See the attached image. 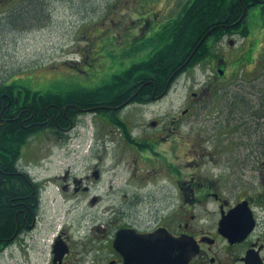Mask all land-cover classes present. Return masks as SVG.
<instances>
[{
	"label": "flooded vegetation",
	"instance_id": "flooded-vegetation-1",
	"mask_svg": "<svg viewBox=\"0 0 264 264\" xmlns=\"http://www.w3.org/2000/svg\"><path fill=\"white\" fill-rule=\"evenodd\" d=\"M190 1L120 0V10L97 17L98 23L88 36L75 34L77 40H88L86 44L75 41L79 54L75 59V76L79 77L75 90H96L134 66L141 68L164 44ZM255 2L254 8L264 6V0H251L244 4L247 15ZM244 21L246 18L241 26ZM225 27L218 37L214 35L207 41L201 58H194L191 53L181 65V72L173 80L170 76L162 88L155 77L138 82L125 78L124 83L130 87L120 90L122 95L114 98L116 105L80 107L75 103V122L70 119L69 126L54 130L47 126L29 138L28 141L47 133V138H61L78 129L88 117L99 129L95 120L98 116L104 123L116 126L118 132L97 130L90 148L105 153L106 159V153L112 150L109 143L113 142L115 164L124 159L132 168L131 174L120 183L114 176L107 181L110 191L104 195H120L121 206L109 199L112 204L108 207L79 208L75 207V196L82 192L91 195L92 205L101 203L103 194L91 193L92 184L104 181V170L95 165L90 175L79 177L66 171L61 188L73 205L48 209L46 199L51 195L37 192L33 182L37 187L40 184L32 176V180L28 178V170L19 169L33 192L27 188L22 194L8 196L14 228L5 234L0 225V257L7 249L17 248L28 252L24 254L28 261L42 259L47 264H264V95H257L262 98L260 102L251 101L250 105L249 101L248 114L259 121L252 123L248 133L252 142L238 146L233 150L232 161L227 160L230 171L235 170L233 175L240 173L246 178L253 174L243 183L237 179L224 186L223 174L214 173L216 154L219 150L230 151L233 144H217L208 135L212 128L191 126L197 110L221 86L230 68L237 65L233 58L237 52H231V56L224 54L219 44L228 41L235 48L234 38L240 29L230 24ZM98 39L102 41L96 44ZM240 55L236 58L239 62ZM196 70L203 74V79L195 84L190 82L183 98L185 104L175 112H159V103L169 96L180 76ZM231 100L233 107L239 109L240 100ZM135 110L144 120L131 116ZM180 139L186 140L190 150L185 153L186 162L194 160V164L181 166L175 162L180 157L178 149L183 146ZM208 145L215 149L208 151ZM28 146L27 142L23 152ZM165 147L174 153L170 162L163 158L169 153ZM190 168L194 171L187 176ZM158 177L173 186L160 190L153 185ZM70 188L72 192L68 191ZM160 195L166 203L173 202L172 206H159ZM38 239L42 246L38 255L32 257Z\"/></svg>",
	"mask_w": 264,
	"mask_h": 264
},
{
	"label": "rangeland",
	"instance_id": "rangeland-1",
	"mask_svg": "<svg viewBox=\"0 0 264 264\" xmlns=\"http://www.w3.org/2000/svg\"><path fill=\"white\" fill-rule=\"evenodd\" d=\"M36 0H7L0 7V79L6 81L16 80L19 84L29 86L32 89L47 91H60L64 89H74L75 80L79 79L75 76V34H86L89 32V26H95L98 22L97 17L106 14H112L113 10H120V5L117 6L120 0H47L42 6L33 3ZM26 7V5H28ZM25 6V7H24ZM41 7V8H40ZM39 9L40 13L44 14V21L37 25H28L19 27L20 30L12 31V24H8L4 18L12 12ZM33 12H24L25 23H34L32 17ZM133 14V13H132ZM246 25L244 26L246 36L243 37L242 31H239L235 39V48L229 45L228 41H224L221 46V51L224 54L230 55L231 52L237 53L233 56L237 63L236 68H230L229 73L220 87L214 89V93L209 95L206 104L197 110L198 115L192 117L193 128H212L209 137L217 144H230L233 146L230 151L221 153L220 150L216 154L218 159L214 173L217 175L223 174L221 179L224 186H230L237 179L243 183L246 178L253 175L252 173L246 178L241 174H235L230 171L227 160L232 161L233 150L238 146L251 143L248 133L251 130L252 123H258L252 115L248 114L249 101L260 102L257 95H264V11L261 8L252 9L246 17ZM247 27V28H246ZM102 41L98 39L97 43ZM241 52H244L240 55ZM249 55L246 56V53ZM232 55V54H231ZM230 55V56H231ZM240 57V62L238 56ZM244 55V56H243ZM72 60V61H71ZM71 61V62H70ZM203 79V74L196 70L182 74L174 83L169 96L159 103L157 110L159 112H175L185 104L183 98L187 94V88L190 82L197 83ZM240 100L239 109L233 107L231 99ZM154 112V110H149ZM251 111V110H250ZM140 113L135 110L131 116L136 119L144 120V116L136 115ZM99 124L96 126L93 120L88 117L84 124L79 128L71 131L69 136L64 135L61 138H47L39 136L34 138L25 149L23 158L19 161V165L43 186L50 185L46 190V195H51L48 202V209L65 207L69 208L73 205L72 201H68L66 194L62 192L61 183L66 171L75 176L90 175L95 165H100L104 170V181L99 184H92L93 194H103L100 204L92 205L90 203L91 195L89 193H80L75 196V207H108L110 204L121 206L120 195H104L109 192L107 181L109 176H114L116 182L120 183L125 177L130 176L131 166L123 163H116V148L113 142H110L112 150L105 153L91 147L93 134L96 131L107 129L108 132L115 133L116 126L104 123L98 116L95 118ZM235 125V126H233ZM188 127L187 125H185ZM233 126V131L231 129ZM235 128L237 130H235ZM116 130V131H113ZM196 138V136L194 135ZM234 139V140H233ZM233 140V142H232ZM183 145L182 150L178 149L179 158L175 160L181 166L188 164L186 159L189 153L188 143L186 140L180 139ZM196 139L193 140L195 143ZM70 142V144H68ZM164 148L161 146V149ZM221 148V147H220ZM29 149V150H28ZM208 151H213L215 147L208 145ZM242 149V148H241ZM163 150V149H162ZM165 151L169 153L163 156L167 161L174 159L173 151L165 147ZM221 153V154H220ZM247 154L246 151H241V154ZM196 160V159H195ZM160 163L159 167H161ZM115 166V167H114ZM139 166V164H138ZM114 167V168H113ZM140 168L145 167L140 165ZM248 168V165H245ZM190 168L187 171V176L193 173ZM237 175H240L239 177ZM220 178V177H219ZM170 181V180H166ZM155 187L162 190L165 186H173L170 182H164L161 177L155 179ZM130 188V185H128ZM72 192L73 189H69ZM243 191V190H241ZM63 195V196H62ZM159 206L163 204L172 206L173 202L163 201L162 195L159 196ZM112 199L114 202L110 203ZM42 246V241L37 240L36 249L31 256L38 255L39 249ZM23 250L7 249L5 254L0 258V264H47L42 259L40 261H28Z\"/></svg>",
	"mask_w": 264,
	"mask_h": 264
},
{
	"label": "trees",
	"instance_id": "trees-1",
	"mask_svg": "<svg viewBox=\"0 0 264 264\" xmlns=\"http://www.w3.org/2000/svg\"><path fill=\"white\" fill-rule=\"evenodd\" d=\"M5 1L7 0H0V7L4 5L3 2ZM250 1L191 0L188 5L184 6L180 17L172 27V31L167 34L164 44L156 54L144 62L141 68L136 69L134 66L130 71L114 76L111 82L96 90L90 88L75 90L74 88L42 92L19 84L16 80L0 79L1 232L11 233L14 228L13 214L8 212V196L22 194L27 188H29L30 193L33 192V188L29 186L18 169L22 148L31 136L50 125L51 129L54 130L61 126H69L70 119L75 122V103L80 107L102 104L105 106L116 105L114 98L122 95L120 90L130 87L124 83L125 78L138 82L141 79L155 77L159 87L162 88L205 35L208 36L203 39L202 44L194 53V58H201V51L206 46L207 41L214 35L218 37L217 35L225 30V25L230 24L231 27L238 28L245 34L244 25L241 26L242 23L238 20L243 14L244 4ZM46 2L47 0H36L33 3L42 6ZM28 6L29 4L26 5V7ZM250 6L251 9L254 8L256 2ZM260 8L264 11V6ZM30 11L33 12L31 18L34 23L27 24L25 23L24 12L29 13ZM30 11L12 12L4 18L7 19L8 24L13 23L12 31L20 30L19 27L37 25V23L44 21V14L40 13L39 9L33 8ZM100 112L109 114V111L101 110ZM115 112V110L111 111L110 114L114 115ZM26 175L28 176V174ZM33 185L36 186L34 183Z\"/></svg>",
	"mask_w": 264,
	"mask_h": 264
},
{
	"label": "water",
	"instance_id": "water-1",
	"mask_svg": "<svg viewBox=\"0 0 264 264\" xmlns=\"http://www.w3.org/2000/svg\"><path fill=\"white\" fill-rule=\"evenodd\" d=\"M205 38V37H204ZM203 38V39H204ZM175 75V73L171 76V78H170V80L173 78V76ZM194 252H195V249L193 248V250H192V254H194Z\"/></svg>",
	"mask_w": 264,
	"mask_h": 264
},
{
	"label": "bare ground",
	"instance_id": "bare-ground-1",
	"mask_svg": "<svg viewBox=\"0 0 264 264\" xmlns=\"http://www.w3.org/2000/svg\"><path fill=\"white\" fill-rule=\"evenodd\" d=\"M129 19V18H128Z\"/></svg>",
	"mask_w": 264,
	"mask_h": 264
}]
</instances>
